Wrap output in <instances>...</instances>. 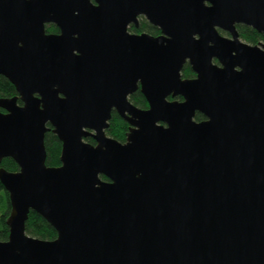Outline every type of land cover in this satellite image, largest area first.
<instances>
[{
    "label": "water",
    "instance_id": "1",
    "mask_svg": "<svg viewBox=\"0 0 264 264\" xmlns=\"http://www.w3.org/2000/svg\"><path fill=\"white\" fill-rule=\"evenodd\" d=\"M139 15L161 34H129ZM236 24L264 34V0H0L17 92L0 98V163L18 166L0 167V264H264V43ZM112 111L124 143L105 132ZM30 210L55 239L25 233Z\"/></svg>",
    "mask_w": 264,
    "mask_h": 264
},
{
    "label": "trees",
    "instance_id": "2",
    "mask_svg": "<svg viewBox=\"0 0 264 264\" xmlns=\"http://www.w3.org/2000/svg\"><path fill=\"white\" fill-rule=\"evenodd\" d=\"M239 37L241 40L248 44L255 45L258 43H264V34L258 33L256 30L249 26L242 24L236 25ZM140 29L146 31L150 34H155L158 30L149 25L146 21L140 24ZM45 31L55 33L57 28L50 24L45 25ZM194 74L190 66L185 63L181 70L182 78H191ZM17 92L14 86L9 82L7 78L0 75V98L4 97H14ZM176 99H181L180 97ZM129 100L139 108H147V102L143 95L136 91L130 95ZM18 104H21L19 99ZM2 111V110H1ZM205 117L196 112L194 116L195 121H201ZM109 126L105 130L106 134L117 141L124 143L126 141V133L129 130L128 123L123 120L116 112L111 113V118L108 122ZM85 141L94 144L92 138L87 137ZM44 147L46 151L45 165L48 167H57L60 165V155H61V142L52 131H47L44 135ZM0 167L11 172L18 170L17 164L11 158H3L0 163ZM103 180H107L105 177H101ZM10 212V202L7 191L4 189L0 182V241H5L8 239L9 229L6 224V219ZM25 233L29 236L39 238L42 240H53L56 238L55 229L38 213L33 210L28 212L27 220L25 222Z\"/></svg>",
    "mask_w": 264,
    "mask_h": 264
},
{
    "label": "flooded vegetation",
    "instance_id": "3",
    "mask_svg": "<svg viewBox=\"0 0 264 264\" xmlns=\"http://www.w3.org/2000/svg\"><path fill=\"white\" fill-rule=\"evenodd\" d=\"M205 4H208V2H206L205 1ZM143 21H146L149 25H151V26H153L152 24H150L148 21H147V19L143 16V15H139L138 17H137V23L136 24H134V23H129L128 25H127V28H126V30H127V32L129 33V34H142V33H145V34H148V35H151V36H154V37H156V36H158V35H160L161 34V32H160V29L158 28V27H156V26H153V27H155L158 31L155 33V34H150V33H148V32H146V31H142L141 29H140V24L143 22ZM51 24V23H50ZM50 24H46V25H50ZM52 25H54V24H52ZM237 25V24H236ZM56 28H57V26L56 25H54ZM237 29V28H236ZM238 32V31H237ZM46 33H51V32H46ZM56 33H59V29L57 28V32H55V33H53V34H56ZM219 33L221 34V35H223V36H225V37H229V34L227 33V32H225V31H221V30H219ZM214 63H216V61L214 60L213 61ZM193 72V71H192ZM193 74H194V72H193ZM195 77V74H194V76L193 77H191V78H194ZM136 91H139V89L138 90H136ZM135 91V92H136ZM134 92V93H135ZM140 92V91H139ZM130 97V96H129ZM176 98H178V97H175L174 99H176ZM169 100H172V98H168ZM177 100H179V99H177ZM113 112V111H112ZM111 112V113H112ZM115 112V111H114ZM111 118V117H110ZM110 120V119H109ZM109 122V121H108ZM129 125V124H128Z\"/></svg>",
    "mask_w": 264,
    "mask_h": 264
}]
</instances>
